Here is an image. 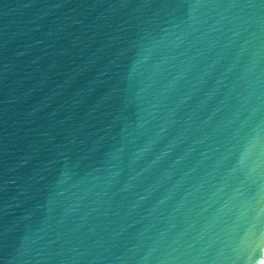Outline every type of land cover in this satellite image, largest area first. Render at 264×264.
<instances>
[{"label":"water","instance_id":"obj_1","mask_svg":"<svg viewBox=\"0 0 264 264\" xmlns=\"http://www.w3.org/2000/svg\"><path fill=\"white\" fill-rule=\"evenodd\" d=\"M264 0H0V264H263Z\"/></svg>","mask_w":264,"mask_h":264},{"label":"bare ground","instance_id":"obj_2","mask_svg":"<svg viewBox=\"0 0 264 264\" xmlns=\"http://www.w3.org/2000/svg\"><path fill=\"white\" fill-rule=\"evenodd\" d=\"M263 264H264V262H263Z\"/></svg>","mask_w":264,"mask_h":264}]
</instances>
